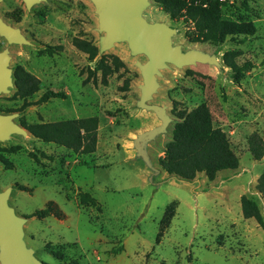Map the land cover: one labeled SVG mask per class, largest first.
<instances>
[{
  "label": "rangeland",
  "instance_id": "1",
  "mask_svg": "<svg viewBox=\"0 0 264 264\" xmlns=\"http://www.w3.org/2000/svg\"><path fill=\"white\" fill-rule=\"evenodd\" d=\"M219 1L224 18L253 22L255 35L240 44H192L184 37L182 21L170 20L155 4L144 16L175 27L174 41L184 48H219L220 56L236 53L237 65H248L244 77L235 84L230 69L223 78L202 66L172 68L159 79L161 87L153 103L166 105L175 120L173 107L190 111L207 104L215 126L228 134L239 166L219 173L212 182L199 174L194 179L197 184L171 183L154 196L143 169L126 160L134 133L155 123L152 114L134 109L141 77L133 60L125 46L118 44L104 55L118 57L125 68L110 76L107 86L100 84L99 72L96 84L85 82L96 61L89 62L72 45L79 38L97 46V20L90 1L45 0L29 12L20 0L0 3V18L18 27L30 42L10 48V68L22 66L40 81L39 91L27 99L26 107L13 97L15 90L0 95V113L21 112L15 121L29 125L99 118L97 147L90 155L75 154L32 136H14L11 142L0 144V153L10 164L0 167V190L14 187L10 205L17 215L27 218L26 239L39 260L45 264H264V228L253 219H244L240 207L241 196L253 199L264 220V198L256 190L264 156L253 161L247 143L252 133L264 140V0ZM5 46L0 38V51ZM48 46L62 49L49 57L43 53ZM125 83L127 89H123ZM47 91L63 92L67 98L40 103ZM168 140L162 138L150 147L157 167ZM12 147L16 150L8 151ZM83 193L95 203H81ZM50 203L60 216L35 215ZM170 203H175L174 217L156 243L160 220ZM123 237V251L111 254ZM55 253L62 254V259Z\"/></svg>",
  "mask_w": 264,
  "mask_h": 264
},
{
  "label": "trees",
  "instance_id": "2",
  "mask_svg": "<svg viewBox=\"0 0 264 264\" xmlns=\"http://www.w3.org/2000/svg\"><path fill=\"white\" fill-rule=\"evenodd\" d=\"M155 5L172 21H182L186 26L184 37L192 44H208L218 47L227 41L235 44L242 43L247 37L256 33L253 22H236L224 18L223 3L219 0H152ZM18 21V18H17ZM72 45L87 55L89 62L96 61L94 70L89 72L85 82L92 80L97 83L96 73H100V84L108 85V78L120 69L124 63L116 56L111 58L103 55L98 57V48L93 42L74 38ZM62 49L61 46L46 47L43 53L51 57ZM234 52L222 55L223 62L232 72V79L239 84L245 75L248 65L241 67L235 62ZM15 92L13 97L23 101L28 106L27 99L39 91L40 81L22 66L13 71ZM125 83L123 89H127ZM63 92L47 91L40 99V103L49 99H66ZM172 115L176 118L172 127L171 139L165 143L163 155L158 159V165L168 175L194 180L203 174L207 181L212 182L223 171L236 170L239 158L233 151L229 136L221 128L215 126L209 107L201 103L192 110L173 107ZM33 138L47 144H55L72 151L75 154L90 155L96 151L98 141L99 118L95 115L84 118L64 119L54 122L34 124L20 123ZM248 152L253 161L258 162L264 156V140L257 133L248 138ZM3 148H0L2 151ZM12 147L8 151H15ZM3 165L10 166L4 155L0 153ZM256 190L264 198V172L260 174L256 183ZM83 204H94V200L86 193L80 194ZM241 213L244 219H253L258 226L264 228L263 216L257 203L245 195L240 198ZM49 214L60 216L53 203L38 210L35 215L44 217ZM175 214V203L166 206L159 223L156 243H159L163 232L169 227ZM124 237L118 241L111 254L117 255L123 251ZM62 259V254H54Z\"/></svg>",
  "mask_w": 264,
  "mask_h": 264
},
{
  "label": "water",
  "instance_id": "3",
  "mask_svg": "<svg viewBox=\"0 0 264 264\" xmlns=\"http://www.w3.org/2000/svg\"><path fill=\"white\" fill-rule=\"evenodd\" d=\"M3 0H0V3ZM26 11L45 0H20ZM97 20L99 35L98 57H102L116 45L125 46L127 56L133 60L141 83L138 85L139 98L134 109L138 113L152 114L155 123L149 128L134 134L130 142V161L139 165L145 175V182L152 196L167 188L171 183L197 184L198 180H188L177 175H164L160 167L150 157V147L162 138L171 139L169 131L175 123L167 111V106L153 103L160 89L159 79L163 72L182 70L186 67L202 66L212 69L223 78L228 77L219 48L204 50L197 46L184 48L174 41L178 35L175 27L163 21H149L144 16L147 8L154 5L152 0H89ZM0 38L6 46L0 51V95L15 90L13 70L10 68V48L23 47L30 42L18 27L0 18ZM21 112L0 113V144L11 142L14 136L27 138L31 134L15 120ZM168 140V141H169ZM2 162L0 161V167ZM14 187L0 190V264H45L37 258V250L27 242L24 226L27 218L17 215L10 205Z\"/></svg>",
  "mask_w": 264,
  "mask_h": 264
},
{
  "label": "crops",
  "instance_id": "4",
  "mask_svg": "<svg viewBox=\"0 0 264 264\" xmlns=\"http://www.w3.org/2000/svg\"><path fill=\"white\" fill-rule=\"evenodd\" d=\"M147 128H149V127H146V128H142V129H138V131L137 132H140V131H143V130H145V129H147ZM140 130V131H139ZM136 132V133H137ZM135 134V133H134ZM126 157H127V155H126ZM126 160H129L130 161V151H129V153H128V157L126 158ZM136 172H137V174H138V176L140 175L141 177H142V170H141V168H136Z\"/></svg>",
  "mask_w": 264,
  "mask_h": 264
}]
</instances>
